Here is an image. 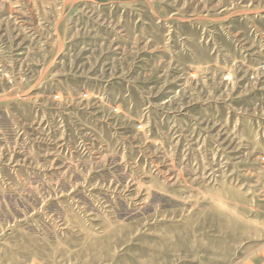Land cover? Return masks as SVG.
<instances>
[{
    "label": "rangeland",
    "instance_id": "374dc122",
    "mask_svg": "<svg viewBox=\"0 0 264 264\" xmlns=\"http://www.w3.org/2000/svg\"><path fill=\"white\" fill-rule=\"evenodd\" d=\"M0 264H264V0H0Z\"/></svg>",
    "mask_w": 264,
    "mask_h": 264
}]
</instances>
